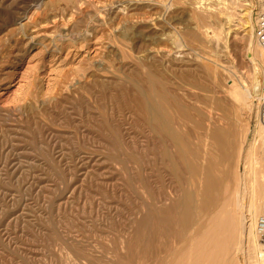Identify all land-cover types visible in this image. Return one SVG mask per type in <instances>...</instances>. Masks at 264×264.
<instances>
[{"label": "rangeland", "instance_id": "374dc122", "mask_svg": "<svg viewBox=\"0 0 264 264\" xmlns=\"http://www.w3.org/2000/svg\"><path fill=\"white\" fill-rule=\"evenodd\" d=\"M234 3L238 27L226 37L225 5L215 0H0V264H138L150 207L175 206L174 232L180 190L200 203L202 178L184 184L143 117L138 94L152 78L170 91L168 113L201 152L199 166L215 155L216 129L228 138L222 205L228 216L235 194L248 206V151L258 148L264 171V144L257 98L243 106L232 89L251 93L264 52L256 0ZM205 217L190 234L209 228ZM230 248L215 264H256Z\"/></svg>", "mask_w": 264, "mask_h": 264}, {"label": "bare ground", "instance_id": "6f19581e", "mask_svg": "<svg viewBox=\"0 0 264 264\" xmlns=\"http://www.w3.org/2000/svg\"><path fill=\"white\" fill-rule=\"evenodd\" d=\"M199 1L202 2L203 0ZM221 4L225 5V9L227 12V28H222V31L223 33L225 32L226 37H229L232 33L235 32V29L233 28L238 27V25H236L233 20V15L231 14L233 6L236 5L234 3V0H215V6H220ZM245 6H250V4H245ZM219 9L220 8H215V12L220 11ZM222 31L220 30V34L215 33V38L218 42L221 40L223 34ZM258 48L261 52L263 51L259 44ZM152 79H150L151 83H149V85L151 88L149 89V91L147 92V87V89L145 90L147 93H145V91L143 90L144 93L142 92L138 94V97L141 104V110L144 114L143 117H145V121L147 122L153 133L157 134L161 138L159 146L162 149L163 162L167 164L171 169L182 172V174L184 175V184L189 185L187 181L188 179L201 177L203 186H201L202 191L199 195L201 201L200 203L198 202L199 204H197L196 202L197 197L194 192L186 189V186L183 187L185 188L184 191L180 190L183 192L181 194L182 199L180 201L178 200L179 202L176 203V207L179 210L177 219L179 220V223L178 228H175L176 231L174 232L172 231L173 229L170 223V214L171 210H173L172 208L174 205L172 206V208L167 207L168 205L161 207H150V211L152 212L150 220L153 221L151 227L152 230L150 236L148 235V239H139L142 240L141 242L143 243L141 245L142 248L139 247L138 251H136V258L139 262L138 264H215V256H221V254L223 253L225 254V252H227L230 247V250L232 248H235V252L237 251L235 255L239 252H246L249 260L254 261L256 264H264V244L261 245L257 238V221L259 218H256V224L255 221H251V217H259L260 214H263L262 209L264 205V171H262V160L258 157V154H256V152H258V148H256L255 150V147H252V149L248 151L250 161V176L248 180V186L253 192V198L251 199V201H249L248 206L245 207L244 204H242L243 202L240 201L241 197L239 196V194H237L240 197L239 199L237 198L238 200H235V194L232 195L235 202L234 200L231 201V198L230 201L234 203L232 206L234 207V209L232 210L231 207L229 210L230 213H228L227 210V213L230 215L227 216L226 212L224 211L227 209V206H223L224 204H226L223 199V192L224 190H226L225 182L228 177L226 179L227 173H220L218 168L221 169V166L224 163H227L228 150L230 148V145L228 144L229 142L226 141V139L228 138L224 136V133L221 134V131H218L216 129L215 134L211 137V150H215V155H211V153H208L209 155L208 157L206 156L207 158L203 156V158L205 157L204 162H206V166H199V158L201 157L199 155H202L200 154L201 152L199 153L197 151L198 149H195L196 147L191 144L189 135L177 128V125V127L175 126V119H172L168 113L167 107L170 104V101L173 100L172 97V99L170 100V96H172L171 94H169L170 91L162 89L163 87H160L159 85L163 84H161L160 82H158L160 83L158 84V79H156V81H152ZM257 85L261 86V80L260 77L255 76L251 93L247 91L249 95L246 94L247 92L245 93V91L243 92L239 90V88L233 87V100H239L241 102V105L248 106L249 101L251 103L253 102L254 98H257L259 112L260 96L256 97L253 94L254 88ZM206 89L208 88L206 87ZM170 113L172 112L170 111ZM181 116L183 118V121L188 123L187 121L190 119L187 113L182 111ZM224 130H228L227 127L223 126V131ZM258 138L261 140V145H263L264 130L262 129L260 124L258 127ZM223 139H225V141L228 143L223 142ZM256 146L259 147L258 145ZM193 181L189 180V183H193ZM190 187L192 186L190 185ZM197 191L196 194L199 192ZM227 191L229 192V190ZM234 193H236V191ZM168 201H166L165 203H167ZM228 201L229 199H227V203L229 205ZM246 209L250 213L249 216H246L247 214H245ZM231 210L233 211L232 213ZM197 215H200V217L203 218V221L204 219L206 220L205 216L214 218H209L211 220V224L208 223L210 220L207 222V224H209V228L206 225V221H202L204 224L201 223V225L199 226V230L197 229L198 231L196 230V233L193 230V233L195 234H190V231L193 229V227H195V224L199 222L198 220L197 222L195 221ZM172 240L176 241L177 247L171 246ZM226 254L224 256H226ZM223 259L224 258H222V260ZM224 262H220L217 258V264H226Z\"/></svg>", "mask_w": 264, "mask_h": 264}, {"label": "built area", "instance_id": "2783aa9c", "mask_svg": "<svg viewBox=\"0 0 264 264\" xmlns=\"http://www.w3.org/2000/svg\"><path fill=\"white\" fill-rule=\"evenodd\" d=\"M258 13L255 19L254 34L256 41L264 52V0H256ZM258 122L264 130V74L261 79V95L259 102ZM257 234L264 242V218L257 221Z\"/></svg>", "mask_w": 264, "mask_h": 264}, {"label": "water", "instance_id": "95a60500", "mask_svg": "<svg viewBox=\"0 0 264 264\" xmlns=\"http://www.w3.org/2000/svg\"><path fill=\"white\" fill-rule=\"evenodd\" d=\"M249 57H251V54H249ZM254 96H260L261 95V86H255L254 88V92H253Z\"/></svg>", "mask_w": 264, "mask_h": 264}]
</instances>
